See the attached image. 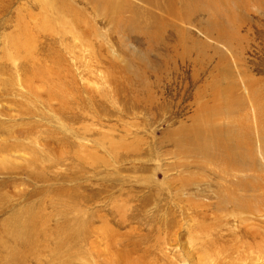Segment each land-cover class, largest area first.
I'll return each mask as SVG.
<instances>
[{
    "label": "rangeland",
    "instance_id": "obj_1",
    "mask_svg": "<svg viewBox=\"0 0 264 264\" xmlns=\"http://www.w3.org/2000/svg\"><path fill=\"white\" fill-rule=\"evenodd\" d=\"M121 1L0 0V264H83L92 250L119 259L131 243L141 264H264V0H177L174 10L168 0H126L137 15L123 14L128 28L110 21ZM217 32L228 38L218 48L207 37ZM214 66L219 87L262 81L250 103L263 131L245 154L228 137L245 142L257 125L249 100L223 92L211 120L194 114ZM50 91L57 101L47 102ZM213 125L230 131L219 136ZM214 172L247 175L245 191L230 188L251 209L205 207L223 182ZM117 207L137 216L124 226Z\"/></svg>",
    "mask_w": 264,
    "mask_h": 264
},
{
    "label": "bare ground",
    "instance_id": "obj_2",
    "mask_svg": "<svg viewBox=\"0 0 264 264\" xmlns=\"http://www.w3.org/2000/svg\"><path fill=\"white\" fill-rule=\"evenodd\" d=\"M177 0H168V2H169V4L170 5H172V8H173V10H174V6H175V2H176ZM198 1V0H197ZM98 2L99 3H96L95 4V6L96 7H99V6H101L102 4H105L106 6H108V7H110V8H112V3H111V0H98ZM101 2V3H100ZM215 2V1H214ZM131 2H128V4L126 5V0H123V1H121V6H122V8H120L119 10H118V12L117 13H120L119 15H116V16H113V18L112 19H110V21L113 23V24H115V25H117V26H124V27H126V28H128V27H132V23L134 22L133 20H131L132 18H135L137 15L134 13V8H133V6L130 4ZM124 4H125V6H124ZM184 5H185V2H184ZM114 7V6H113ZM109 10V9H108ZM135 11H137V10H135ZM234 11V10H233ZM175 12V13H174ZM174 12H172V15L173 16H178L177 14H178V12H177V10L175 9V11ZM125 13H132V15H133V17L131 18V19H129V17H128V20H126L123 16V14H125ZM129 14V15H130ZM126 15V14H125ZM126 18H127V16H126ZM175 19V18H174ZM135 20V19H134ZM176 21V20H175ZM218 21V20H217ZM216 20L215 21H213L212 23L213 24H215V26H217L218 24H220V23H218ZM211 25V24H210ZM235 25V24H234ZM175 26H177V24L175 25ZM118 28V27H117ZM211 28V27H210ZM220 28V27H219ZM237 28V27H236ZM238 28H239V26H238ZM175 29L176 30H178L179 28L178 27H175ZM208 29V28H207ZM222 29V28H221ZM184 30V29H183ZM236 30V29H235ZM250 30V29H249ZM179 31L180 32H182V30L181 29H179ZM210 31V30H209ZM228 31V30H227ZM237 31L238 30H236V31H229V40H230V38H231V40H234L235 38V33H237ZM179 33V32H178ZM209 33V32H208ZM224 33H226V32H224ZM220 34V32L218 33L217 32V35H216V33H213V35H216V36H207L208 38H211L210 39V41H208L209 42V44H214L215 45V47H217L218 48V45H220L219 43L221 42V40H226V39H228V38H219L218 37V35ZM222 34V33H221ZM182 35V34H181ZM186 36H187V34H185ZM232 36H234V37H232ZM239 36V35H238ZM182 37H183V35H182ZM181 37V38H182ZM188 37V36H187ZM187 37H185V38H187ZM215 37V38H214ZM180 38V37H179ZM189 38V37H188ZM237 38V37H236ZM18 39V38H17ZM183 40V39H182ZM185 40H187V39H185ZM224 42V41H223ZM185 43V42H184ZM226 43V42H225ZM225 43H222V46H224V47H226V48H228V47H231V46H229V44L227 43V44H225ZM15 44H17V43H15ZM208 44V45H209ZM197 45V42L195 43L194 42V46H196ZM205 45H206V43H205ZM17 46V45H16ZM192 46H193V44H192ZM197 47V46H196ZM203 47V46H202ZM214 49H216V48H214ZM220 50V49H219ZM221 51V50H220ZM232 51H233V49H232ZM217 52H219V51H217ZM216 52V53H217ZM233 53H234V51H233ZM224 55H226V53H224ZM228 55V54H227ZM234 55H236V54H234ZM214 56V55H213ZM216 56V55H215ZM229 56V55H228ZM211 58V57H210ZM215 58V57H214ZM212 59V58H211ZM226 59V58H225ZM224 59V60H225ZM218 60V59H217ZM222 60V59H221ZM230 60H231V58H230V56H229V62H230ZM228 62V63H229ZM193 63V62H192ZM218 63V62H217ZM223 63H225V62H223ZM219 64H221V63H219ZM219 64H218V68L220 67L219 66ZM212 65V64H211ZM221 68V67H220ZM218 69L216 68V66H214L211 70H210V72H209V74H208V77H207V79L205 80V81H203V83H202V85H200V86H198L201 82H200V79L199 78H197V77H195L196 76V72L194 71L193 72V77H194V85L195 86H198V91L194 94V96H193V99H194V103H196L195 105L197 106V108H196V110L194 111L195 113V116H198V115H201V116H203L202 117V119H206L205 121L207 122V120L209 121V120H211V118L214 116V115H217L218 114V108H217V106H216V104H218V102H219V97H220V93H223V92H225V93H227L228 94V98H231V99H234L235 101H237V100H240L239 102H241V100H242V102L241 103H245V101L247 100H249V106L248 105H246V109L248 110V113H247V117L248 118H253V116H255V122H256V124L257 125H255V128H254V130H255V132H254V130L253 129H248V132L246 133V136H247V139H246V141L245 142H243V141H237V140H241V139H237V140H235L236 139V137H234L233 135H231V136H229L228 137V141H229V146L231 145V147L232 146H239V148L242 150V152H241V154H245L246 152H249V149H250V141H251V139H256L257 141L259 140V138H260V134H261V131H263V129H259V126H258V117H259V114H257V113H255V111H256V109H255V105L254 104H256L257 103V99H256V97H258L257 95H255V93H256V88L259 90V87H260V84H261V80L259 79V80H256V79H252V78H250L251 80H248V81H241L240 83H238V84H231V85H228L227 83V85L223 88V87H219V84H218V82L221 80H219V74H217L218 73V71H217ZM220 72V71H219ZM222 83V82H221ZM235 83V82H234ZM230 84V83H229ZM223 85V84H222ZM221 85V86H222ZM253 87L255 88V90L254 91H252V96H250L251 95V92H250V88L251 89H253ZM134 88V87H133ZM136 91V90H135ZM140 92V91H139ZM142 92V91H141ZM157 92V91H156ZM162 92V91H161ZM50 93H51V91L48 93V99H47V102H49V101H53L54 99L57 101V99L55 98V97H50ZM138 94V93H137ZM141 94V93H140ZM148 96V95H147ZM162 96V95H161ZM175 96V95H174ZM148 97H150V96H148ZM140 98V97H139ZM142 98V97H141ZM250 98H252L251 100L254 102H252L253 103V105H251V101H250ZM135 99H137L136 97H135ZM143 100H144V98H143ZM203 100V101H202ZM139 101H141V100H139ZM147 101V100H146ZM134 102H137V103H139L138 102V100H135ZM222 102H224V101H222ZM238 102V101H237ZM220 103V102H219ZM248 103V102H247ZM171 104V103H170ZM240 104V103H239ZM246 104V103H245ZM222 105V104H221ZM224 105V104H223ZM142 106V105H141ZM153 106H154V103L152 102H150L149 101V103H144V105H143V108H144V110L145 111H147V113H150L151 112V114L153 115V112H154V110H153ZM227 106V105H226ZM155 107V106H154ZM195 107V106H194ZM245 107V106H244ZM228 108V107H227ZM239 108V107H238ZM155 109H159V107L157 106V108H155ZM229 109V108H228ZM228 109H226L227 111H230V110H228ZM249 109H250V112H249ZM225 110V113L227 112ZM241 110V109H240ZM163 111H165V110H163ZM252 111H253V113L255 114V115H253V113H252ZM146 113V112H145ZM146 113V114H147ZM223 113V112H222ZM230 113V112H229ZM238 113V112H237ZM243 113V112H242ZM251 113V114H250ZM0 114H4L5 116L7 115V113H5V112H3L2 113V110H0ZM170 114H172V111L170 112ZM232 114V113H231ZM244 114V113H243ZM149 115V114H148ZM253 115V116H252ZM150 116V115H149ZM195 116H191V117H195ZM216 118H217V116H215ZM170 118H171V121H173V116H170ZM263 118V117H262ZM261 118V119H262ZM195 119V118H194ZM193 119V120H194ZM227 119V118H226ZM247 119V118H246ZM192 119L190 120L191 122L193 121ZM200 120V119H199ZM260 120V119H259ZM264 120V119H263ZM201 121V120H200ZM214 122H215V120H214ZM226 122V121H225ZM244 123V122H243ZM194 124H195V122H194ZM185 125V124H184ZM208 125V124H207ZM209 126V125H208ZM229 126V125H228ZM210 127V126H209ZM264 127V126H263ZM187 128V127H186ZM251 128V127H250ZM211 130H213L216 134H219V136H220V134L221 135H223L224 136V131L226 130V133L228 132V131H230L229 130V128H226V127H219L218 125L217 126H215V125H213L211 128H210ZM190 131H192L191 129H189ZM193 130H194V127H193ZM180 131L181 132H184V128H182V126L180 127ZM199 131V130H198ZM254 132V133H253ZM213 133V132H212ZM245 133V132H244ZM256 133V134H255ZM171 134V133H170ZM232 134V133H231ZM255 134V135H254ZM175 135H177V134H175ZM174 135V136H175ZM200 135V134H199ZM216 136V135H215ZM218 136V135H217ZM210 137V136H209ZM222 138V137H221ZM135 139H137V138H135ZM208 139L209 138H207L206 137V139L205 140H207L208 141ZM5 140H8V139H5ZM4 140V141H5ZM235 140V141H234ZM234 141V142H233ZM173 143H174V141H173ZM213 144V143H212ZM140 145V144H139ZM224 146V145H223ZM122 147H124V145L122 146ZM230 147V148H231ZM236 147V148H237ZM111 148V147H110ZM126 148L128 149V147L126 146ZM204 148V147H203ZM229 148V149H230ZM194 149V148H193ZM202 149V148H201ZM240 150V151H241ZM197 151V150H196ZM195 151V152H196ZM200 152L199 153H195V155L194 156H200L201 154H203V152H205V151H203V150H199ZM235 151V150H234ZM192 152V151H191ZM230 152L231 153H233L232 151H231V149H230ZM239 154V153H238ZM130 155V154H129ZM205 155H206V157L207 158H216V157H214V156H212L210 153H206L205 152ZM240 157V156H239ZM238 157V158H239ZM186 158V157H185ZM193 159H195V158H193ZM192 159V160H193ZM226 160L227 159V157L226 156H224L223 154H222V160ZM122 160H123V158H118V157H116V163H119L120 161L122 162ZM124 160H127V159H124ZM123 160V161H124ZM232 160H234V163H233V165L232 166H236V161L237 160H239V159H237V158H235V157H233L232 158ZM201 162V161H200ZM200 162H198L197 160L196 161H193L192 163H193V165H195V167L197 168V169H202V170H204V166H206V165H204V164H202V163H200ZM229 162V161H228ZM224 163H226L225 161H224ZM191 164V163H190ZM227 164V166H229V163H226ZM237 164H238V161H237ZM192 165V166H193ZM176 166H178V165H176ZM238 166L240 167V165L238 164ZM175 167V166H174ZM181 167V166H180ZM239 167H236V168H239ZM243 167V166H242ZM185 168V167H184ZM231 168V167H230ZM235 168V167H234ZM174 169V168H173ZM244 169V168H243ZM9 170H11V169H9ZM9 170L7 169L5 172H8V173H10L9 172ZM13 170V169H12ZM175 170H176V168H175ZM182 170V169H181ZM189 170V169H188ZM196 170V169H195ZM247 171V170H246ZM13 172V171H12ZM189 172H191V171H189ZM226 172V171H225ZM236 172H239L238 174H241L242 175V173H243V175H244V171L243 170H238V171H236ZM28 174V173H27ZM38 174H40V173H37V176H36V174H35V172L34 173H30L29 172V174H28V177L29 178H31L33 181H35V182H39V180L38 179H40L39 177L40 176H38ZM208 174V173H207ZM214 175H215V177L218 179V180H221V181H223V182H218V183H216L215 185H214V187H215V195H216V198L215 199H217V201L215 202V204H213V205H208V206H206L205 205V207H209V208H212V209H215L216 211H220V210H224V209H240V210H244V209H246V208H250L249 207V205L248 204H246L241 198H237L236 197V193L235 192H232V189L230 188L231 186H233V183L235 182L236 183V187H239V188H242L241 189V191H245V189H244V186H243V182L241 181V180H243V179H246V177H247V175L246 176H243V177H241V175H240V180L239 181H234L235 179L234 178H237V175L238 174H231V175H229V177H226V179H225V177H223L222 175H218V174H216L215 172L213 173ZM223 174V173H222ZM225 174H227V173H225ZM41 175V174H40ZM206 175V174H205ZM231 177H233V180L231 179ZM239 177V176H238ZM216 180V179H215ZM211 181V180H210ZM217 181V180H216ZM186 182V180L184 181V183ZM191 181H189V183H190ZM193 183V182H192ZM204 183V182H203ZM260 183V182H259ZM200 184V183H199ZM207 184V183H206ZM186 185H187V183H186ZM196 185V184H195ZM201 185V184H200ZM213 185V184H212ZM159 186V185H158ZM191 187V186H190ZM198 187V186H197ZM207 188V187H206ZM157 189V188H156ZM161 189V188H160ZM184 189H185V187H184ZM183 189V190H184ZM208 189H209V185H208ZM197 191H199L198 189H196ZM206 190V189H205ZM211 190V189H210ZM154 191V190H153ZM160 191V190H159ZM159 191H157L158 193H159ZM212 191V190H211ZM248 191H250V190H248ZM254 191V190H253ZM252 191V192H253ZM130 192V191H129ZM128 192V193H129ZM160 192H162V191H160ZM178 192V191H177ZM214 192V191H213ZM238 192H239V190H238ZM251 192V191H250ZM156 193V192H155ZM241 193V192H240ZM263 193H264V191H263ZM152 194H153V192H152ZM157 194V193H156ZM170 194V193H169ZM205 194H207V193H205ZM261 194V193H260ZM130 195H131V193H130ZM129 195V197L131 198L132 196H130ZM133 195V194H132ZM159 195V194H158ZM203 195V194H202ZM210 195H211V193H210ZM242 195V194H241ZM151 196V195H150ZM156 196V195H155ZM212 196V195H211ZM238 196V195H237ZM254 196V195H253ZM205 197V196H204ZM209 197V196H208ZM240 197V196H239ZM251 197V196H250ZM159 198V197H158ZM207 198V197H206ZM210 198V197H209ZM212 198V197H211ZM174 199H175V197H174ZM247 199V198H246ZM249 199V198H248ZM135 200V199H134ZM210 200V199H209ZM250 200V199H249ZM247 201V200H246ZM146 202V201H145ZM159 202V201H158ZM202 202V201H201ZM249 202V201H248ZM158 204V203H157ZM200 204V203H199ZM205 204H207V203H205ZM209 204V203H208ZM189 205H191L192 206V203L191 204H189ZM258 206V205H257ZM257 206L256 207H253V208H257ZM260 208H264V203H261L260 205ZM169 209V208H168ZM198 209V208H197ZM251 209V208H250ZM21 211V210H20ZM210 211H212V210H210ZM236 211V210H235ZM247 211V210H246ZM258 211V210H257ZM262 211V210H261ZM118 212H120L119 214H121V216H120V220L118 221V222H120L122 225H124V226H126V225H128L129 223H131V222H133V220H134V218L137 216V215H130V218H127L128 216H129V210L125 207H117V209H116V211H115V213H118ZM259 213V212H258ZM233 214V213H232ZM116 215V214H115ZM204 217H206V215L205 214H202ZM219 215V214H218ZM224 217V216H223ZM205 219V218H204ZM131 220V221H130ZM137 220V219H136ZM135 220V221H136ZM95 221V220H94ZM102 222V221H101ZM229 222V221H228ZM262 224V223H261ZM105 226H106V224H104ZM205 227V226H204ZM243 228V227H242ZM241 228V229H242ZM107 230V229H106ZM242 231V230H241ZM240 231V232H241ZM243 232V231H242ZM242 232H241V234H242ZM261 233V232H260ZM160 234V233H159ZM259 234V233H258ZM248 235V232H244V236L243 237H248L247 236ZM219 237H222V238H224L225 236L224 235H220ZM252 239V238H251ZM254 239V238H253ZM257 239V238H256ZM259 239V238H258ZM262 242V241H261ZM114 244V243H113ZM114 246V245H113ZM127 248L130 250V249H132V250H130V251H121V252H116V253H120V255H119V259H112V258H107V256L105 257V256H103V259L101 260V257L102 256H99L98 258H97V254H95V252H93V250L90 252V253H88V259H87V261L86 262H83V264H141V261L139 260V259H137V260H135V259H132V257H130L131 256V254H133V251H134V244L133 243H131V244H129L128 246H127ZM57 250H59V249H57ZM121 250V249H120ZM58 252V251H57ZM94 253V254H93ZM165 253V252H164ZM234 253V252H233ZM38 254V253H37ZM59 254V253H58ZM115 254V253H114ZM61 255V254H60ZM227 255H229V254H227ZM23 256V255H22ZM36 256V255H35ZM230 256V255H229ZM38 257H39V254H38ZM40 257H42V256H40ZM39 257V258H40ZM44 257V256H43ZM72 257V256H71ZM74 257V256H73ZM76 257V256H75ZM117 257H118V255H117ZM8 258H10V257H8ZM33 258V257H32ZM100 258V260L101 261H98L97 259H99ZM34 259V258H33ZM44 259V258H43ZM90 259V260H89ZM227 259V258H226ZM8 261H9V263L10 264H13L11 261H10V259H8ZM7 261V262H8ZM143 261H145V260H143ZM152 263H154L153 261H152ZM151 263V264H152ZM17 264V263H16ZM24 264V263H23ZM35 264H75V263H73V261L72 262H70V261H66V262H63L62 261V259L61 258H58V259H54V260H52V259H47L45 262H39V261H37V263H35ZM145 264H147V263H145ZM150 264V263H149ZM155 264V263H154Z\"/></svg>",
    "mask_w": 264,
    "mask_h": 264
}]
</instances>
